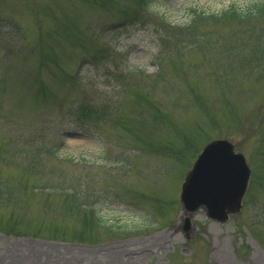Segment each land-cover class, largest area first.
Masks as SVG:
<instances>
[{"label":"rangeland","instance_id":"rangeland-1","mask_svg":"<svg viewBox=\"0 0 264 264\" xmlns=\"http://www.w3.org/2000/svg\"><path fill=\"white\" fill-rule=\"evenodd\" d=\"M253 1L155 0L150 11L181 24L194 9L215 13ZM110 5L0 0V180L16 186L21 203L15 216L0 208V264H264V63L244 75L235 53L226 50L234 38L226 27L213 33L217 40L228 36L224 43L201 42L209 44L206 52L189 46L161 52L169 42L163 44L151 12L142 17V29L101 34L104 23L120 18L134 3L117 0ZM66 21L70 24L63 33L92 38L85 52L93 50L95 38L112 43L111 55L123 53L119 67L110 58L81 69L75 41L51 30ZM249 52L247 48L243 54ZM227 57L241 75L226 71ZM159 63L163 76L156 74ZM106 65L123 72L138 66L140 71L133 82L110 80ZM62 69L79 71L78 79L65 77ZM39 81L48 84L44 96L35 91ZM85 99L95 107L110 104V116L84 117L79 108ZM152 104L173 126L155 121L159 114ZM117 110L130 123L129 133L112 117ZM37 135L62 136L60 156L78 163L53 160L51 165L60 168L56 174L31 175L22 167L28 160L17 151ZM220 137L244 152L252 168L244 207L226 223L198 209L186 230L188 213L180 202L186 169L199 152L195 148ZM152 143L172 144L188 154L154 152L148 147ZM26 180L33 188L21 186ZM58 185L64 188L54 189ZM76 192L95 197L96 205L89 209L112 230L83 226L72 218L66 193Z\"/></svg>","mask_w":264,"mask_h":264},{"label":"trees","instance_id":"trees-1","mask_svg":"<svg viewBox=\"0 0 264 264\" xmlns=\"http://www.w3.org/2000/svg\"><path fill=\"white\" fill-rule=\"evenodd\" d=\"M90 2L92 5H110L111 3L116 4L117 0H86ZM134 6L124 8V11L121 12V17L115 19L114 21L106 22L101 29V34L106 30L115 31L116 29L124 28L128 30L129 28L133 29H142L146 26L142 17L145 14L150 13V7L155 3V0H132ZM157 1V0H156ZM111 6V5H110ZM152 19L156 32H158L160 39L163 44L169 42V45L165 50L161 52H170V50H174L179 48L177 51H181L185 46H189L191 48H197L206 52L205 47L209 46V44L201 45L202 41L205 40L206 43L212 42H221L224 43L228 36L222 35L217 40L213 33L219 32L221 28L226 27L230 28V36L233 38V41H230L226 45V50L233 51L234 57L238 61V64L242 67V73L244 75H249L253 73L254 70L260 68V63H264V29H259V24L264 23V0H254L253 2L247 4L246 6H238L236 4H232L227 8L222 9L221 11H217L215 13H208L206 11H200L197 9L192 10V15L188 22L181 24H172L168 19L158 11H152ZM58 17H63L62 15H57ZM65 18V17H64ZM70 22L66 21V23L61 24L60 27L52 28V33L61 34L65 36V38L70 41H75V45L79 47L81 50V69L86 68L87 65L96 64L97 62L105 63L110 61L111 63L117 65L120 64L121 57L123 53L117 51L115 55H111V51L115 50L112 43L101 42V40L95 38V42L92 45V51H86L84 48L91 47L90 36L85 35L83 37H78L74 34L63 33L68 29ZM160 26V28H159ZM19 27V26H18ZM16 26L15 32H19V29ZM20 33V32H19ZM80 33V32H79ZM78 33V35H79ZM204 38V39H202ZM167 39V40H166ZM236 41H240L237 44H231ZM41 48L44 49V42L41 40ZM40 44V43H39ZM218 46V45H213ZM249 48L250 52L248 54H243L245 49ZM160 54V49H159ZM45 57L50 59V55L48 53L45 54ZM159 68L157 70V76H163L165 72V68L161 63L158 64ZM231 66V67H230ZM237 66V65H236ZM107 75L110 77H114L116 81L120 79L122 81H135L140 68L136 66L131 69H124L123 72L121 69L116 70L115 67L112 69L110 66L106 65ZM80 70V69H79ZM230 70L236 76L241 75L240 68H233V59H228L226 63V71ZM63 75L69 79L75 78L78 79V72H70L65 69H62ZM127 72V73H126ZM142 72V71H141ZM82 74V73H81ZM36 93L44 96L48 91V84L39 81L37 87L35 89ZM2 93L0 91V97ZM144 101L147 103L149 101V96L144 94ZM80 105L79 110L84 117H95L96 119H107L110 116V104L103 103L101 107H95L90 105L89 101L86 99L83 100ZM1 102V101H0ZM2 103V102H1ZM153 108H157L158 114L155 121L162 125H167L166 127L173 126L170 117L164 116L161 108L152 104ZM1 108V107H0ZM112 117H115L114 120L116 123L124 129L126 132L132 131V127L130 123L125 120L122 113L117 110ZM110 117V118H112ZM161 117V122H159V118ZM155 127V125L153 124ZM157 126V125H156ZM131 134V133H130ZM38 136V135H37ZM134 136V135H133ZM135 137V136H134ZM40 139V140H39ZM39 140V142H37ZM63 145L62 136H58L57 138L46 137V136H38L32 137L29 141V146L23 148V150L17 151V154L23 156L28 160L25 165L22 167L31 175H43V176H52L56 174L60 168L51 165L53 160H64L69 163H78L75 161L73 157L71 158H62L59 154L60 148ZM31 147V148H29ZM148 147L153 148L154 152H158L160 149L165 150V153L171 155L172 150L175 157H182L188 154V149H175L174 145H160V144H148ZM142 150V148H141ZM195 154L199 151V149L195 148ZM19 163V162H18ZM68 178V176H65ZM33 183L26 180L22 183L21 186L25 190L29 188H33ZM62 185H58L54 187V189H63ZM65 193V192H64ZM69 197L70 201V211L72 214V218L78 222H81L82 225H88L91 223L92 226L96 224L102 225L105 229L112 230L113 226L108 224H103L100 218V215L97 211L93 209H89V206L96 204H92V201L95 197H90L92 194H86L81 196L79 192L76 193H66ZM47 207L49 208V212L53 211L52 207H54L53 203H47ZM0 208H7L11 211L12 216L17 215V211L21 208L20 197L18 192L16 191V186L10 185L6 180H0ZM48 212V211H47ZM97 216V217H96ZM13 219V217H12ZM96 220V223H95ZM0 229L2 227L0 226ZM14 232V230H13ZM15 233V232H14ZM36 235V234H35ZM85 240L84 238H80Z\"/></svg>","mask_w":264,"mask_h":264},{"label":"water","instance_id":"water-1","mask_svg":"<svg viewBox=\"0 0 264 264\" xmlns=\"http://www.w3.org/2000/svg\"><path fill=\"white\" fill-rule=\"evenodd\" d=\"M250 168L242 153L225 139L209 142L187 172L180 193L185 229L191 224L190 214L203 208L208 217L226 222L239 212L247 190Z\"/></svg>","mask_w":264,"mask_h":264}]
</instances>
